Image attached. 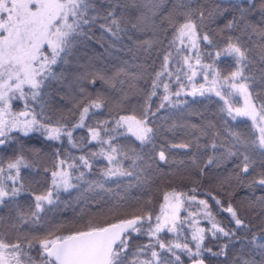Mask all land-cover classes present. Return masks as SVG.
Wrapping results in <instances>:
<instances>
[{"label":"snow or ice","instance_id":"1","mask_svg":"<svg viewBox=\"0 0 264 264\" xmlns=\"http://www.w3.org/2000/svg\"><path fill=\"white\" fill-rule=\"evenodd\" d=\"M217 20L223 27L214 29ZM137 33L151 36L134 40ZM125 38L133 59L143 53L160 63L149 90H140L143 102L120 114L126 80L132 87L147 67L129 72L125 61L109 75L89 63L70 73L69 57L84 41L108 51ZM110 89L118 96L110 98ZM197 98L218 104L215 119L193 112ZM65 99L67 115L54 107ZM193 114L199 124L185 119ZM244 120L252 137L229 122ZM177 129L190 139L169 140ZM77 130L84 134L75 137ZM129 137L134 142H122ZM173 149L187 150V165L170 159ZM161 164L191 167L196 179L187 190L165 191L155 207L151 197L130 196L151 189ZM220 168L227 200L199 182ZM23 170L44 176L30 180ZM232 189L248 191L241 199L255 219L233 203ZM0 208L8 210L0 216V264H264V0H173L170 9L162 0H0ZM68 209L70 219L54 215ZM219 213L229 214L231 226Z\"/></svg>","mask_w":264,"mask_h":264},{"label":"trees","instance_id":"2","mask_svg":"<svg viewBox=\"0 0 264 264\" xmlns=\"http://www.w3.org/2000/svg\"><path fill=\"white\" fill-rule=\"evenodd\" d=\"M173 0H162V6L165 8H171ZM210 2V0H194L195 4L200 5H206ZM159 23V21H157ZM214 29H219L223 27V20H217V22L213 25H211ZM95 36L101 37L103 34L99 27L94 29ZM239 34V33H237ZM161 38H163V34L160 33ZM168 35H171V30H169ZM151 36V33L143 34V33H137L136 36L133 37V39H137L139 37L140 39H148ZM105 40H107V37H104ZM253 40L259 43V37H253ZM125 46L128 45V41L125 38L123 44H117L115 48L109 49L108 51H105V48L107 45L105 44L103 47L101 44L96 42V39L87 40L83 43L79 44L73 51L72 55L69 57L71 67L69 68V72H73L76 70L79 66H84L89 63L93 64L95 68H99L105 72H107L109 75H112L114 72H116L120 67L124 66V62L127 61V70L129 72H136L137 69L134 67V65L137 64H144L147 67V72L144 75V79L137 80L133 83L132 87H129V81L126 80L124 87V90L128 93V102L125 103L121 109L120 114H127L130 112V110L137 105L138 103L143 102V95L140 90L148 91L150 88V80H151V73L154 70H158L160 61L156 59V57L150 56L147 57L145 54L141 53L139 54L137 59H133V54L128 52L126 50ZM152 61H155L153 64ZM231 64V59L227 58L224 59L221 62L222 69L226 68L227 65ZM123 78V77H121ZM55 88L56 86L53 85ZM99 87V84L96 86ZM119 88L120 85H117ZM61 93H64V89H60ZM107 95L110 98H114L118 96V93L115 90H109ZM214 101H218V98L213 97ZM159 103L158 98H153V107L156 106V104ZM54 107L59 112H63L65 115L69 113V110L72 109V103L69 99H65L62 102L57 103L54 105ZM218 104L215 102H210L206 98H197L195 102L191 103V108L193 112H203L205 116H210L211 113H215L217 111ZM106 115V113H105ZM69 120L74 119L73 116L67 117ZM102 118V117H100ZM214 118L215 117H211ZM188 122L192 124H199L200 123V116L198 115H191L185 118ZM230 124L235 128V130L240 131L243 135H246L248 137H252L255 133V130L251 126L250 121H236L232 122L229 121ZM84 134L83 130H77L76 133H74L75 137L81 136ZM221 135L223 136L224 133L221 131ZM168 139L171 140L174 143H179L182 140L187 141L190 138L185 134V130L183 129H177V131L172 134H167ZM32 143H35V140L31 141ZM123 143H132L134 142V138H126L122 139ZM204 141L202 140L201 143ZM65 148H68L69 151H71L74 155H78L79 152L76 149H72L70 145L65 142L64 144ZM200 159H206L207 156L203 154V150H201V153L199 154ZM174 158L177 161L183 160L185 162V165L189 162V156L187 154V150H180V149H173L170 153V159ZM43 166H51V161L44 160L42 162ZM105 164L104 161H97L98 167H103ZM185 165H181L179 169L172 170L169 166H166L164 164H161L162 172L157 174V180L152 185L151 189L141 193L139 190H132L130 193V196L135 197L138 195H142L143 198L147 199L148 197H151L152 205L153 207L158 206V204L161 202L162 194L169 190L171 187H183L184 190H187V186H190L193 184L194 180L196 179L194 177V169L191 167H185ZM234 166V160L228 161L226 164L227 169L230 171ZM95 171V170H94ZM225 169H213L211 172H208L204 179L202 181H199L203 188L212 191L214 194H218V198L221 200H227V191L225 188L220 187V185L217 183V178L225 175ZM22 175L27 177L30 180H42V177L44 176V173L41 172L39 176H37L34 172H31L30 170H23ZM46 185L42 182L39 185H34L36 191H42L43 188ZM114 186V185H113ZM231 191H234V196L232 197L233 203L238 204L241 211L244 212L246 215H248L250 218L255 219V213L253 212L252 208L243 200L241 197H246L248 195V191L246 189H232ZM256 195H260L261 192L257 188ZM123 194V193H121ZM63 199H71V197L68 194H65ZM107 198V197H106ZM21 202L27 205L30 203V199L27 197H21ZM210 203H213L210 201ZM95 210V209H93ZM76 211H79V206L76 207ZM127 211H131V209H127ZM213 211L217 212L218 209L216 208L215 204L213 203ZM8 210L4 208H0V216L7 217ZM56 215L57 219H70L73 216V212L71 209H68L63 214L54 213ZM217 219L226 226H231V221L229 218V214L227 213H219L217 216ZM222 242V241H221ZM209 246H212L214 250H216L217 244L213 241H207ZM239 248L240 245H237L235 249L229 250V260L232 256L239 254ZM208 264H223V258L220 260H217L216 258H211L208 261Z\"/></svg>","mask_w":264,"mask_h":264}]
</instances>
